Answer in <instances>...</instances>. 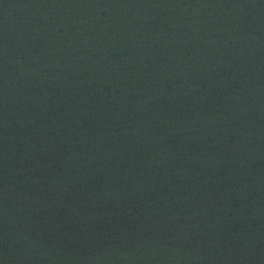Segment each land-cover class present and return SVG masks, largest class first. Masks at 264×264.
<instances>
[{
  "label": "water",
  "instance_id": "1",
  "mask_svg": "<svg viewBox=\"0 0 264 264\" xmlns=\"http://www.w3.org/2000/svg\"><path fill=\"white\" fill-rule=\"evenodd\" d=\"M0 264H264V0H0Z\"/></svg>",
  "mask_w": 264,
  "mask_h": 264
}]
</instances>
